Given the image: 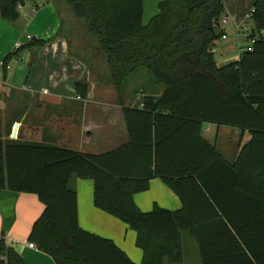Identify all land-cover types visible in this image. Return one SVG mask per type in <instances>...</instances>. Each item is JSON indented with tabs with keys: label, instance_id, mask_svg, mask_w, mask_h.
<instances>
[{
	"label": "trees",
	"instance_id": "obj_1",
	"mask_svg": "<svg viewBox=\"0 0 264 264\" xmlns=\"http://www.w3.org/2000/svg\"><path fill=\"white\" fill-rule=\"evenodd\" d=\"M55 1L83 23L85 48L117 91L141 68L165 89L143 106H124L129 142L108 152L0 138V189L35 193L45 205L29 241L57 264H138L112 239L80 226L70 182L90 178L96 207L137 231L140 264L182 263L184 232L196 238L203 264H264V0L250 13L252 51L222 66L214 50L225 35L218 32L223 0H163L147 25L143 0ZM20 4L0 0V18L17 21ZM45 43L32 38L7 54L4 74L25 48ZM76 89L85 99L87 78ZM208 123L250 133L235 161L204 136ZM154 178L178 195L180 209L138 207L134 195ZM0 264L26 262L2 240Z\"/></svg>",
	"mask_w": 264,
	"mask_h": 264
},
{
	"label": "crops",
	"instance_id": "obj_2",
	"mask_svg": "<svg viewBox=\"0 0 264 264\" xmlns=\"http://www.w3.org/2000/svg\"><path fill=\"white\" fill-rule=\"evenodd\" d=\"M45 1L25 0L20 9V18L15 22L0 18V138L95 154L128 143L123 108L125 105L141 106V102H90L88 98L78 96V80L87 78L90 86L99 82L92 76V67L84 55L93 52L84 50V46L76 50L74 40L62 33L65 14L71 27H77L64 2ZM161 1L143 0L144 25L159 12ZM32 38L46 41L40 48H27L35 52L34 61L23 64V57L20 62H14L12 70L10 66V73L4 74L6 55L15 50L17 42L27 45ZM221 55L223 58L227 56L224 52ZM105 85L109 91L115 90L111 82L107 81ZM203 134L229 161L236 160L242 146L251 137L249 132L242 133L239 128L212 123L204 125ZM70 186L78 194L80 226L112 239L132 261L142 263L143 251L136 244L137 231L118 217L96 207L94 180L73 177ZM134 199L144 212L152 211L155 203L170 210L182 207L178 195L160 178L152 179L149 189L136 193ZM44 208V203L35 193L0 189V242L5 240L14 246L26 264H57L48 253L29 246L32 243L29 241L31 229ZM190 236L197 244L202 262L198 242L194 236ZM184 237L183 262L170 263L166 260L164 264L186 263Z\"/></svg>",
	"mask_w": 264,
	"mask_h": 264
},
{
	"label": "rangeland",
	"instance_id": "obj_3",
	"mask_svg": "<svg viewBox=\"0 0 264 264\" xmlns=\"http://www.w3.org/2000/svg\"><path fill=\"white\" fill-rule=\"evenodd\" d=\"M254 1L255 0H223V13L229 18V23H223L221 20L220 26H218V32L221 33L222 31V33H225L227 35V38H222L221 36H219V38L217 39V47L215 48V51H217L216 60L219 65H227L237 61L241 53L244 51L242 49V46L247 47L249 45L250 39L247 36L252 32V29L254 28V20L250 16ZM65 6L66 8H68L66 4ZM68 10L69 8L66 9V11ZM79 22L77 21L76 28L71 27V22L65 14L62 33L65 36H68L70 39L74 40V46H76V50L78 48L81 49L82 46H84L83 49L89 51L90 49L85 48V46L87 45V38L84 37L81 33V29L84 27L83 23ZM90 51L92 52V50ZM221 52H224L227 55L226 58L222 57ZM22 53L23 55H25H22V57H24V60L21 61L17 59L18 57L12 58V63H10L11 70L13 69L14 62L21 61L23 62V64L28 65L30 62L34 61V51L25 48ZM84 55L86 61L92 67V72L94 73H92V76L95 78L96 82L97 79L99 80V82L95 83L94 86H90V89L92 87L93 89L89 90L87 97L85 98H88L90 102L127 101L135 102L137 104L143 100L144 96L158 97V95H160L161 92L165 89L164 85L154 82L153 77L146 68H141L133 77L129 78L128 81H126L121 90L117 91L115 88V90L109 91V89L105 85V83L109 81V79L108 75L104 71L103 64L94 59L89 52H86V54ZM11 70L9 69L7 73H10ZM120 94L122 95V100L120 98ZM184 236H186L185 264H202L195 240L190 236L188 232H184L183 237Z\"/></svg>",
	"mask_w": 264,
	"mask_h": 264
},
{
	"label": "built area",
	"instance_id": "obj_4",
	"mask_svg": "<svg viewBox=\"0 0 264 264\" xmlns=\"http://www.w3.org/2000/svg\"><path fill=\"white\" fill-rule=\"evenodd\" d=\"M21 8H22V5L20 4V5H19V9H21ZM221 20H222L223 23H228V22H229V18H228L225 14L222 16ZM248 36H249V34H248ZM248 36H247V37H248ZM28 37L30 38V36H28ZM226 37H227L226 34L223 35V38H226ZM253 41H254V39H250V43H249L250 46L248 45L247 47H243V50H244V51H252V43H253ZM20 47H22V43H21V42H17V43L15 44V49H19ZM214 51H215V50H214ZM18 59H19V60H22L23 57L20 56V57H18ZM7 68L10 69V65H8ZM1 75H2V73L0 72V76H1ZM145 97H146V96H144V99H147V97H146V98H145ZM141 105L143 106V103H142ZM29 246L32 247V248L37 247L35 243H30Z\"/></svg>",
	"mask_w": 264,
	"mask_h": 264
}]
</instances>
